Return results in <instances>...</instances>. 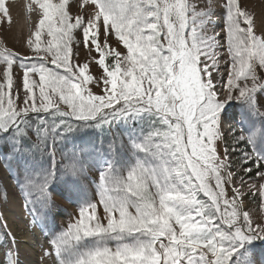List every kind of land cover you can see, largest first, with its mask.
Segmentation results:
<instances>
[{"label": "snow or ice", "instance_id": "snow-or-ice-1", "mask_svg": "<svg viewBox=\"0 0 264 264\" xmlns=\"http://www.w3.org/2000/svg\"><path fill=\"white\" fill-rule=\"evenodd\" d=\"M255 5L27 0L36 20L19 49L0 37V186L6 203L15 180L47 229L41 264H264ZM12 6L0 0L8 31ZM53 194L75 206L59 229ZM0 221V264H20Z\"/></svg>", "mask_w": 264, "mask_h": 264}, {"label": "rangeland", "instance_id": "rangeland-1", "mask_svg": "<svg viewBox=\"0 0 264 264\" xmlns=\"http://www.w3.org/2000/svg\"><path fill=\"white\" fill-rule=\"evenodd\" d=\"M26 2L27 0H9V3L13 5L11 8V30L8 31L9 24L7 22L0 23V37L7 38L8 47L15 46L16 49H19L18 41L28 36L32 22L36 20L35 15L30 17L26 12L24 7ZM262 6H264L262 0H256L255 11L259 13ZM95 71L96 69L93 68V72ZM229 145V150H231V141H229ZM0 176H6L2 163H0ZM5 183L8 186V199L5 203L3 187L0 186V213H2L3 217L7 220L9 231L17 234L18 240L20 241V264H32L33 262L41 264L40 248L45 242V233L47 229H40L38 227L34 228L31 226V217L28 216L27 210L23 207L24 200L22 199L18 188L15 187V180H6ZM53 200L59 207L52 209L49 220L50 222L54 221L55 228L59 229L63 224L67 223L75 206L70 201L55 194H53ZM257 202L258 197L253 199L249 196L245 203L248 209L255 211L257 208ZM2 222L3 221H0V223ZM25 225H27V227H25ZM0 243L3 244L0 251L6 250L8 242L5 240L2 232H0ZM31 251H33V254Z\"/></svg>", "mask_w": 264, "mask_h": 264}, {"label": "bare ground", "instance_id": "bare-ground-1", "mask_svg": "<svg viewBox=\"0 0 264 264\" xmlns=\"http://www.w3.org/2000/svg\"><path fill=\"white\" fill-rule=\"evenodd\" d=\"M26 251H28V250H26ZM31 252H32V254H33V251H31ZM28 255H30V254H28ZM33 261H34V260H33ZM30 263H31V262H30ZM32 264H38V263H34V262H33Z\"/></svg>", "mask_w": 264, "mask_h": 264}]
</instances>
